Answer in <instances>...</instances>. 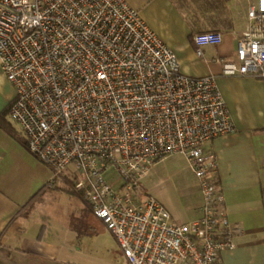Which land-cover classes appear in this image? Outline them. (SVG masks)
Wrapping results in <instances>:
<instances>
[{
    "label": "built area",
    "instance_id": "2783aa9c",
    "mask_svg": "<svg viewBox=\"0 0 264 264\" xmlns=\"http://www.w3.org/2000/svg\"><path fill=\"white\" fill-rule=\"evenodd\" d=\"M247 21L223 75L264 77V0L250 3ZM222 41L219 31L194 35L198 55ZM0 66L15 89L9 116L52 168L49 185L75 181L127 264H218L234 247L216 157L204 145L235 123L216 77L182 72L138 9L126 0H0ZM175 153L202 198L201 215L186 222L141 183Z\"/></svg>",
    "mask_w": 264,
    "mask_h": 264
},
{
    "label": "crops",
    "instance_id": "0c3cea01",
    "mask_svg": "<svg viewBox=\"0 0 264 264\" xmlns=\"http://www.w3.org/2000/svg\"><path fill=\"white\" fill-rule=\"evenodd\" d=\"M126 1L175 52L182 72L216 77L236 127L204 145L216 157L234 227V247L220 252L218 264H264V77L222 74V62L236 59L237 40L247 29V10L255 0ZM205 31L222 32L223 41L204 46L198 55L194 35ZM14 97V86L0 66V264H79L71 256L73 241L96 231L95 220L103 223L81 196L63 190L64 177L48 187L52 168L29 151L22 130L6 119L4 110ZM196 189L193 219L201 215L198 184ZM62 194L71 202L60 206Z\"/></svg>",
    "mask_w": 264,
    "mask_h": 264
},
{
    "label": "rangeland",
    "instance_id": "374dc122",
    "mask_svg": "<svg viewBox=\"0 0 264 264\" xmlns=\"http://www.w3.org/2000/svg\"><path fill=\"white\" fill-rule=\"evenodd\" d=\"M6 119L21 131L19 125L10 118L9 114L6 115ZM64 178L67 180L66 177ZM58 183L61 186L65 185L62 180H58ZM141 183L147 192L166 206L177 221L186 222L193 219L194 206L198 203L196 189L198 179L183 154L175 153L155 163ZM54 186L53 183L48 187L53 188ZM74 199L77 198L74 197ZM70 202L67 194L60 195L58 200L60 206ZM95 221L96 231L87 233L79 242L73 241L75 249L71 255L73 260L79 264H127L126 257L112 233L98 220ZM84 227L82 226L81 230Z\"/></svg>",
    "mask_w": 264,
    "mask_h": 264
},
{
    "label": "trees",
    "instance_id": "16d2710c",
    "mask_svg": "<svg viewBox=\"0 0 264 264\" xmlns=\"http://www.w3.org/2000/svg\"><path fill=\"white\" fill-rule=\"evenodd\" d=\"M9 108H10V105L4 110V112H7L8 113L9 112ZM65 181H66V184H68V185L64 186V188H63L65 191H67L69 193H72V194L74 193V194L79 195V196L82 197L81 192L75 189V185H74L75 184V181L73 179H67ZM42 191H43V188L40 189L37 193L34 194V196L32 197V199L30 201H28V203L26 204V209L29 210L32 207L35 199L39 195H41ZM87 208L90 211V208H89L88 205H87Z\"/></svg>",
    "mask_w": 264,
    "mask_h": 264
}]
</instances>
